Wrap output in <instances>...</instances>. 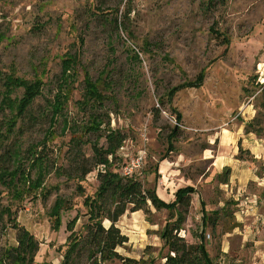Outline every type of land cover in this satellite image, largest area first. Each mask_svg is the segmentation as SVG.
<instances>
[{
  "label": "rangeland",
  "instance_id": "1",
  "mask_svg": "<svg viewBox=\"0 0 264 264\" xmlns=\"http://www.w3.org/2000/svg\"><path fill=\"white\" fill-rule=\"evenodd\" d=\"M97 7L118 8V20L130 37L106 21ZM144 40L151 44L145 51ZM131 49L140 51L139 60H131ZM75 52L79 61L66 106L70 125L81 126L96 109L80 103L86 69L115 100L106 99L97 110L108 113L110 127L126 135L115 155L109 156L110 169L134 175L143 191L154 189L165 202L174 200L180 187L193 186L196 192L179 235L189 243L198 241L202 200L215 222L205 228L206 248L214 263L264 264V234L254 228H264V223L255 222L253 227L255 215L249 214L246 223L236 216L241 208L236 197L256 194L264 198V188L248 179L245 191H239L232 168L227 182H222V165L232 166L238 160L247 161L251 172L264 176V160L255 159L241 144L242 138H237L242 129L244 135H252L248 141L264 149V0H0V92L6 74L26 80L40 77L44 83L14 131L5 135L1 130L5 137H0V167L13 168L15 162L7 155L13 148L20 151L21 163L27 167L28 150L35 147L49 165L42 185H58L47 198L37 190L19 201L0 177V204L12 211L10 218L5 214L0 219V264H12L4 251L17 244L19 227L38 243L33 264H60L63 258L57 248L69 234L66 223L78 214L74 227L78 231L87 222L83 200L95 192L100 183L98 171L104 169L95 164L92 145L105 149L106 131L78 130L76 135L82 138L76 143L70 128L62 132L59 120L54 134L49 133L48 101L57 91L61 57ZM202 69V86L182 89L172 99L182 119L175 149L162 159L166 136L176 125L166 91L186 78L193 79ZM22 92L16 88L11 97L19 98ZM10 115L8 107H0V127ZM253 118L258 133H246V123ZM3 155L5 161H1ZM82 167L92 169L84 178L75 175ZM31 174L34 179V170ZM59 196L68 199L71 208L61 211L59 230H53L50 212ZM107 202L113 208L110 198ZM131 207L116 222L128 238L117 247L118 254L163 264L168 249L160 234L174 214L156 209L149 200L145 210L131 211ZM256 211L264 215V202ZM102 224L108 227L110 221L104 219ZM88 248L83 243L70 264H89ZM104 264H122V260Z\"/></svg>",
  "mask_w": 264,
  "mask_h": 264
},
{
  "label": "trees",
  "instance_id": "2",
  "mask_svg": "<svg viewBox=\"0 0 264 264\" xmlns=\"http://www.w3.org/2000/svg\"><path fill=\"white\" fill-rule=\"evenodd\" d=\"M99 14L106 21L113 23L115 28L125 30L130 37L128 30L122 25V22L118 20V8L101 9L97 7ZM96 12V11H95ZM107 12V13H106ZM96 13H94L95 15ZM219 35V33H217ZM225 42H228L226 37H223ZM80 42L83 38L79 39ZM151 44L144 40L143 51L149 49ZM132 50L131 60H139V52ZM79 54L65 53L61 57V71L59 75V82L57 85V91L53 95L52 99L48 101L51 116H50V134L53 135V126L60 120L62 122V132L66 129H71V140L73 142H80L82 136L76 135L78 130L83 132L98 131L104 128L106 131V140L108 142L105 149L97 147L93 144V153L95 158V164L103 166L104 169L98 171V178L100 183L92 195H86L83 200V205L86 208L87 222L84 223L80 230H75V224L78 219V214L69 220L65 229L69 232L65 242L60 245L57 250L62 255V262L60 264H70L72 257L77 254L83 243H88V258L89 264H104L106 262H112L115 259H121L122 264H154L153 259L146 261L144 259H132L128 257H122L117 252V247L123 246L128 238L122 234L119 227L116 226V222L119 217L122 216L128 207L131 205V211H137L144 209L147 201L156 208H164L169 213L174 214L169 217L168 221L164 225L160 238L163 241V246L168 249L167 254L164 256L165 262L163 264H215L213 258L210 256L205 241V228L209 223H215L211 220V217L205 210L204 202L200 200V210L202 213V228L198 233V241L189 243L179 233L182 229V223L185 219V214L190 204L191 195L196 192L193 186L187 185L177 189L174 200L165 202L158 197L156 191L147 189L142 190L141 183L137 181L134 175L124 176L119 172H115L110 169L111 162L109 156H114L116 151L122 146L126 135L118 129L110 127V120L108 113L98 111L97 108H103L106 99L115 100L112 96L105 94L99 87L98 80H94L88 70L84 69L83 83L84 91L82 105H91L94 109L89 113L88 118L81 126H71L68 120L66 106L67 99L70 97L72 90V83L75 78V66L79 61ZM169 61L174 63L173 59H170L167 55H164ZM74 77V78H73ZM205 78L204 69H202L193 79H185L182 82L173 85L166 91L165 97L170 105V108L175 115L176 125L172 127L171 131L167 134V148L162 159H164L168 152L173 151L174 141L177 136L181 123L182 115L172 106V99L174 95L186 88L201 87ZM43 81L40 77H36L33 80H26L22 77H17L14 74H6L3 76V90L0 92V107H8L11 115L6 118L0 127V137L4 138L1 130L4 129L5 135H8L14 131L17 124V120L26 112L27 108L32 104L34 99L41 94ZM16 88H22V95L17 98L11 97V94ZM162 103V100H159ZM256 119L246 123L245 132L258 133L255 127ZM104 126V127H103ZM79 127V128H78ZM29 157H27V167L21 163L20 151L16 148L8 151L9 158L15 162L13 168L7 170L4 164L0 167L1 182L9 188L13 199L21 201L26 195L32 192H38V194L47 198L51 190L57 189L58 185L54 187H45L42 185L45 174L48 173V162L41 154L37 153L35 147L29 150ZM31 151V152H30ZM5 161V155L2 160ZM34 170L35 178L31 171ZM90 167H82L79 174H75L80 178H84L89 172ZM230 168L225 166L223 168V181L227 182ZM68 176H71L70 174ZM9 178L8 183L5 179ZM77 189L81 195L83 194V188L81 185H77ZM112 200L113 208L108 206V199ZM69 200L63 197H57L51 212L50 217L52 219L53 230H59L61 225V211L70 209ZM8 218L12 216V211L9 207H4L0 204V219L4 218V215ZM216 215V213H215ZM107 219L110 221L108 227L103 226L102 221ZM13 226L18 228L16 222H13ZM19 237L17 238V244L10 246L4 251L5 259H8L12 264H33L34 257L38 250V243L34 237L23 227H19Z\"/></svg>",
  "mask_w": 264,
  "mask_h": 264
},
{
  "label": "crops",
  "instance_id": "3",
  "mask_svg": "<svg viewBox=\"0 0 264 264\" xmlns=\"http://www.w3.org/2000/svg\"><path fill=\"white\" fill-rule=\"evenodd\" d=\"M240 132V131H239ZM250 134V133H249ZM246 134L244 135V131H242L241 129V133H239L237 136L238 139L242 138V142L241 144L245 145L246 148H248V150H250L251 154H254V158L257 160H264V149H261L259 144L257 143L254 144L251 140L248 141V139H252V135ZM235 138V137H234ZM250 145H249V143ZM260 160V161H261ZM216 164H218L219 161V157L216 159ZM222 166H227L229 168H232V175L235 177V179H237V183L236 186L239 189V191L244 192L245 191V186L246 183L249 180H254L257 184L258 187H262L264 188V176H257L254 172L250 171V165L247 164V161L244 160H238V163L234 164V165H229V163H225ZM231 166V167H230ZM249 179V180H248ZM242 196V195H239ZM255 200V204L253 203L252 200ZM236 200H239V204L241 207L238 210V213L236 214V216L238 217L239 220H241V222H245L246 217L249 216V214L255 215V221L254 219L252 220V224L255 222L260 221L261 223H264V215L261 214H256V210L258 209V205L261 204L262 202H264V198L256 195V194H249L246 195L243 198H238L236 197ZM247 204L246 207H244V205ZM247 226V225H246ZM254 227V224L252 225ZM255 229L257 228V232H260L261 234H264V228L262 227H258L255 226Z\"/></svg>",
  "mask_w": 264,
  "mask_h": 264
},
{
  "label": "built area",
  "instance_id": "4",
  "mask_svg": "<svg viewBox=\"0 0 264 264\" xmlns=\"http://www.w3.org/2000/svg\"><path fill=\"white\" fill-rule=\"evenodd\" d=\"M130 175H131L130 173L125 171V175L124 176H130ZM252 201H253L254 204L256 203L254 199ZM246 206H247V204L244 205V207H246Z\"/></svg>",
  "mask_w": 264,
  "mask_h": 264
}]
</instances>
